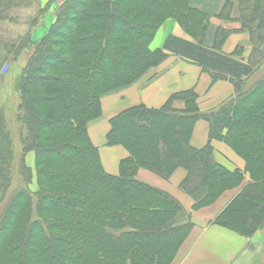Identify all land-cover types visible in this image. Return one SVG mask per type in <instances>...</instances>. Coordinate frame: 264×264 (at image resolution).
Segmentation results:
<instances>
[{
  "label": "trees",
  "instance_id": "1",
  "mask_svg": "<svg viewBox=\"0 0 264 264\" xmlns=\"http://www.w3.org/2000/svg\"><path fill=\"white\" fill-rule=\"evenodd\" d=\"M55 1L0 0V25L14 24L36 8L24 36L8 40L0 29V72L9 66L12 72L28 54L11 93L0 87V264H172L193 227L190 214L167 192L139 181V170L169 180L183 169L180 188L195 200L196 210L244 181L242 172L217 162L211 143L193 147L201 119L209 124V139L224 142L244 159L252 179L213 224L245 237L262 230L264 74L251 78L264 66V0L227 3L220 15L237 20L249 35L248 64L218 53L232 31L219 29L213 50L203 46L211 16L192 7L191 0H63L54 22L35 41L33 34ZM168 20L197 44L173 38L167 48L216 80L233 77L235 97L204 115L192 91L161 109L136 106L121 112L110 120L106 140L129 157L120 162L118 175H110L89 126L102 118L104 97L138 84L160 66L164 55L150 44ZM243 51L239 47L235 56ZM243 76L248 79L241 81ZM175 101L184 108H175ZM7 113L18 125L17 139ZM16 141L21 156L15 165ZM29 153L35 155L37 192L30 189ZM17 168L21 185L15 188ZM241 198L247 203L229 217Z\"/></svg>",
  "mask_w": 264,
  "mask_h": 264
},
{
  "label": "crops",
  "instance_id": "2",
  "mask_svg": "<svg viewBox=\"0 0 264 264\" xmlns=\"http://www.w3.org/2000/svg\"><path fill=\"white\" fill-rule=\"evenodd\" d=\"M227 3L237 5L238 0H191L192 7L211 16L210 28L203 46L213 50L218 30L232 31L218 53L237 62L248 64L252 52L249 35L240 31L241 26L237 20L224 21L220 18ZM173 38L197 44L177 22L168 20L158 30L150 44L152 51H161L164 55L160 66L152 75L147 76L138 84L104 97L101 102L102 118L89 126L90 140L99 150L102 165L110 175H118L120 162L129 157L126 149L120 146L110 147L106 140L110 131V120L121 112L136 106L161 109L169 99L192 91L197 96L199 113L204 115L217 111L223 104L235 97L233 77L226 75V78L216 80L212 72L167 48V41ZM239 47H243L244 51L240 56H235ZM261 70H264V66ZM261 70L256 74H259ZM246 79L248 77L243 76L241 81ZM174 104L177 109L184 108V103L175 101ZM191 142L196 149L205 148L211 143L217 162L231 172L236 170L242 172L244 181L241 187L225 192L211 206L196 210L195 200L183 193L180 188L181 182L186 177L183 169L177 170L169 180L148 170H139L137 175L139 181L167 192L180 202L187 214L192 215L193 227L172 264H257L260 261L264 262V228L252 237H245L213 224L216 217L241 189L252 183L250 176L245 173L244 159L224 142L211 141L209 124L202 119L195 124Z\"/></svg>",
  "mask_w": 264,
  "mask_h": 264
},
{
  "label": "rangeland",
  "instance_id": "3",
  "mask_svg": "<svg viewBox=\"0 0 264 264\" xmlns=\"http://www.w3.org/2000/svg\"><path fill=\"white\" fill-rule=\"evenodd\" d=\"M48 1L50 0H42V4L45 5ZM63 0H56L55 3L53 4L52 8L50 9V11L48 12V15L46 16V18L44 19L43 23L41 24L40 28L38 30H36L33 34V39L35 41L40 40V37L46 32V30L48 29V27L54 22L55 20V8L56 6H58L59 4H61ZM36 13V8L29 10V11H25L22 13V15L20 16V19L18 22L16 23H7L4 25H0V29L2 31V33L5 35V38L8 40H16L18 37L24 36L27 32H28V19L32 18ZM134 35V34H132ZM26 58L28 59V54H26V56H24L21 58V60L15 64L14 66H12L14 68V70L12 72H10V66L4 68L1 72H0V87L2 86L3 88H5V95L11 93L12 89V79L14 76L17 75L20 66L23 67L26 64ZM20 63V64H19ZM156 70V69H155ZM155 70H152L149 75H152L153 72ZM10 72V73H9ZM264 74V70H261V72L259 74H255L252 82L256 81L260 75ZM145 79V78H144ZM255 97V95H252L251 98L253 99ZM1 102V101H0ZM6 119H7V123L9 125L10 130L12 131V133L14 134L15 139H17L18 137V133H19V128L18 125H16L15 120L13 118L12 113H7L6 114ZM21 147L20 144L16 141L15 142V154H16V158H15V165L18 163H20V153ZM34 153H29L26 157V164L27 166L32 170L33 172V183L30 186V189L33 192H37L38 191V184L36 182V170H35V165H34ZM18 170L19 168H17L15 170V188H18L21 185V181L19 179L18 176ZM247 203L246 199H239L238 202L235 204V207L231 210H229L228 212V216L229 217H233L235 216L238 211L240 209H242L244 207V205ZM190 214V222L193 224V218L191 213ZM186 220V217H184ZM184 221V220H183ZM264 262L260 261L257 264H263Z\"/></svg>",
  "mask_w": 264,
  "mask_h": 264
}]
</instances>
